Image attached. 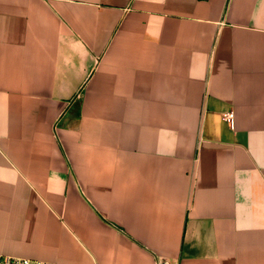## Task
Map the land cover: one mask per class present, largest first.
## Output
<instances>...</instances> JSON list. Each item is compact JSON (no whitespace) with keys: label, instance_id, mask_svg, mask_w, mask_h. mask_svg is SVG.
Returning <instances> with one entry per match:
<instances>
[{"label":"crops","instance_id":"1","mask_svg":"<svg viewBox=\"0 0 264 264\" xmlns=\"http://www.w3.org/2000/svg\"><path fill=\"white\" fill-rule=\"evenodd\" d=\"M0 256L264 264V0H0Z\"/></svg>","mask_w":264,"mask_h":264},{"label":"built area","instance_id":"2","mask_svg":"<svg viewBox=\"0 0 264 264\" xmlns=\"http://www.w3.org/2000/svg\"><path fill=\"white\" fill-rule=\"evenodd\" d=\"M224 120L230 124L231 126L234 125V114L227 113L224 115ZM0 264H51L47 262L32 260L29 258H22V257H12V256H0ZM156 264H168L165 260H159Z\"/></svg>","mask_w":264,"mask_h":264}]
</instances>
